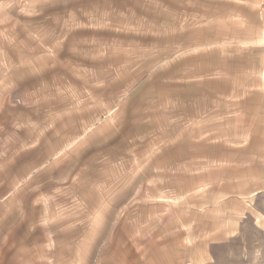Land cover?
Returning <instances> with one entry per match:
<instances>
[{"label":"crops","instance_id":"obj_1","mask_svg":"<svg viewBox=\"0 0 264 264\" xmlns=\"http://www.w3.org/2000/svg\"><path fill=\"white\" fill-rule=\"evenodd\" d=\"M122 3L101 37L135 41L112 45L111 61L79 69L46 62L41 50L26 62L13 36L0 43V264L108 262L110 216L122 228L141 190L159 198L157 184L173 183L175 172L177 181L199 180L200 168L221 158L222 124L235 132L233 103L252 86L253 70L236 58L246 51L237 40L264 38V0ZM162 38H181L184 47L160 45ZM263 181L264 171L240 179L244 189L230 196L245 199ZM78 212L84 225L71 218ZM245 216L224 214L210 243L235 237ZM72 230L82 234L59 237Z\"/></svg>","mask_w":264,"mask_h":264},{"label":"rangeland","instance_id":"obj_2","mask_svg":"<svg viewBox=\"0 0 264 264\" xmlns=\"http://www.w3.org/2000/svg\"><path fill=\"white\" fill-rule=\"evenodd\" d=\"M120 1L0 0V43L13 36L15 50L21 53L24 48L28 53L26 62H37L41 50L46 62L74 64L79 69L85 64L111 61L112 45L135 41L116 35L101 37L107 14L112 15ZM237 41V49L246 51L236 58L239 56L238 61L244 59L253 68L252 86L238 92L239 101L233 103L234 115L239 118L237 127L231 130L235 132L228 133L230 129L222 124L220 160L200 168L197 181H177L181 177L175 172L173 183L157 184L159 198L149 200L141 190V205L136 213L125 216L122 228L116 224L118 215H111L115 224L109 231V261L100 264H178L177 260L187 256H205L206 264H264V181L255 184L256 192L245 199L230 196L235 189H244L240 179L264 171V38ZM158 42L184 47L181 38H162ZM77 73L80 76L83 72ZM221 106L225 111V104ZM246 118L247 127L243 128ZM134 185L127 184L132 190ZM234 209L246 212L242 229L233 238L216 239L211 244L209 235L220 233L222 216ZM71 218L84 225L86 214L78 212ZM81 234L80 230H72L59 237Z\"/></svg>","mask_w":264,"mask_h":264}]
</instances>
